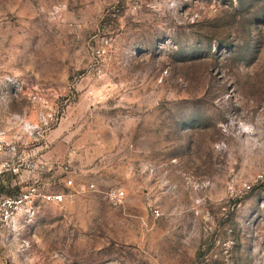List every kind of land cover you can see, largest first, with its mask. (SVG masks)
I'll list each match as a JSON object with an SVG mask.
<instances>
[{"label": "rangeland", "instance_id": "1", "mask_svg": "<svg viewBox=\"0 0 264 264\" xmlns=\"http://www.w3.org/2000/svg\"><path fill=\"white\" fill-rule=\"evenodd\" d=\"M50 114L95 186L0 227V264H264V0H0V132Z\"/></svg>", "mask_w": 264, "mask_h": 264}, {"label": "built area", "instance_id": "2", "mask_svg": "<svg viewBox=\"0 0 264 264\" xmlns=\"http://www.w3.org/2000/svg\"><path fill=\"white\" fill-rule=\"evenodd\" d=\"M55 120L50 114L26 124L25 129L33 136L31 141L0 132V227L13 224L20 214L31 213L39 201L64 205L74 200L76 192L95 186L76 184L72 177H59L73 173V169L70 162L52 161L48 156L51 146L47 137ZM59 184L64 188L58 191ZM105 195L113 205H119L127 193L124 188L111 187ZM154 213L158 216L160 210L154 209Z\"/></svg>", "mask_w": 264, "mask_h": 264}, {"label": "crops", "instance_id": "3", "mask_svg": "<svg viewBox=\"0 0 264 264\" xmlns=\"http://www.w3.org/2000/svg\"><path fill=\"white\" fill-rule=\"evenodd\" d=\"M47 141L49 142L51 149L48 151V156L51 158L52 161H60V162H66L65 160H62L58 155L57 147H56V140L54 137V134L52 136L47 137ZM59 142V141H58ZM58 144V143H57ZM69 161V160H68ZM72 168V167H71ZM74 170V167L72 168ZM62 169L59 170L61 172ZM76 181V180H75Z\"/></svg>", "mask_w": 264, "mask_h": 264}]
</instances>
